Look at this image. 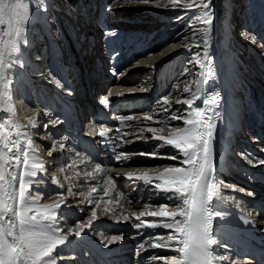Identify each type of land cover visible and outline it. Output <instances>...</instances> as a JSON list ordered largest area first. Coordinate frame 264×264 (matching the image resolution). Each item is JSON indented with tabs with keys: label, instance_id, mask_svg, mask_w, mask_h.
<instances>
[{
	"label": "snow or ice",
	"instance_id": "obj_1",
	"mask_svg": "<svg viewBox=\"0 0 264 264\" xmlns=\"http://www.w3.org/2000/svg\"><path fill=\"white\" fill-rule=\"evenodd\" d=\"M136 2L149 4L156 3L157 0H136ZM179 3L180 0H170L173 8H176ZM194 4L195 0H190L188 8H192ZM210 5L211 0L202 5H195L197 8L203 7L204 11L197 13L192 21L193 23L199 21L206 26L194 28L192 36L193 45L199 49L202 43L203 51L193 52L192 48L188 49L192 53L190 62L198 65L202 71L207 69L209 74L212 73V69L208 67L212 59L209 52L211 47L209 32L214 21ZM157 6H159L158 3ZM29 16L30 0H0V26H4L0 30V111L12 115H15V109L10 102L12 96L9 86L12 80L9 69L18 62L14 57L20 51ZM196 33L203 34L202 41L196 39ZM200 84L201 81H197V91L193 94L192 100L177 99L176 101L178 104L183 103L188 111L170 115L169 119L180 120L182 125L174 126L168 136L154 135L152 137L163 145L175 149L177 154L167 158L170 160L182 158V166H163L162 172L159 171L161 166H157L155 169L144 168L125 173V179L132 182L133 187L136 186V182H143L146 186H152L150 191L164 193L166 198L172 201L171 204L156 205L145 202L144 211L131 213L136 221L133 227L137 230V234H140L139 230L143 228L168 230L166 233H155L149 238L151 248L175 253L169 256L152 257V259L163 261L164 264H220L221 261L229 259L228 254H222L218 249H213V246L218 243V239L213 234V222L217 217L221 220L225 217L220 211H212L211 207L214 199L216 201L225 199L221 195L222 182L215 174L212 143L215 138V120L217 119L212 113L218 107L220 97L218 93L212 94L210 98L203 100V107H194L193 101L201 95ZM184 91L189 92L190 89L186 87ZM102 103L108 104L107 97ZM162 103L165 106L163 112H169L167 107L170 103L169 96L163 97ZM148 111L151 112L152 109ZM126 118L131 120L134 117ZM119 119L123 121L125 117L121 116ZM143 119L153 121L154 118L145 114ZM3 127L4 124L0 123V132L3 131ZM16 127L21 126L17 124ZM164 130L162 127L147 128V131L153 134L162 133ZM143 131L142 128L141 132ZM27 135V133L18 132L14 139L0 135V264H56L57 257L53 256V253L66 239L60 235L63 229L57 219L56 209H59L64 202L65 195H73V193L71 189L66 194L55 193L60 197L59 201L54 204L41 203L44 193L40 191L39 185L42 180H37L36 177L38 172L44 173L46 169L43 163L38 162L33 141L27 138ZM100 135L102 137L105 135L104 127H101ZM22 136L26 137L23 141L25 145L23 149L20 147ZM29 150L32 151L31 157ZM54 150V148L49 150V155ZM139 155L156 158L159 153L140 152ZM120 160L121 154H115L114 161ZM124 162L127 163V154H124ZM260 163H264V160ZM153 171L156 172L155 175L152 174ZM6 177L7 183H5ZM108 180L115 188V181L110 176ZM52 183L57 181L53 180ZM91 190L95 192L96 188L93 187ZM105 194H108L107 190ZM248 194L252 195V193ZM52 195L49 194V199ZM76 195H82V193ZM227 199L232 200L235 197L229 196ZM111 202L112 200L109 199L106 203ZM96 206L99 207V201L96 202ZM153 208L155 210H152ZM104 211L108 213L110 209L106 207ZM145 216L152 219L145 220L143 219ZM91 217L96 218V211L91 212ZM114 218L119 217L114 215ZM123 219L128 220L129 217L123 216ZM88 224L91 225V219ZM83 227V224L78 223L70 231L78 236ZM216 227H219L218 223ZM120 239H122L120 235L111 237L113 241ZM146 242H142L139 248L143 249ZM58 255L62 259L63 251L61 250Z\"/></svg>",
	"mask_w": 264,
	"mask_h": 264
},
{
	"label": "bare ground",
	"instance_id": "obj_2",
	"mask_svg": "<svg viewBox=\"0 0 264 264\" xmlns=\"http://www.w3.org/2000/svg\"><path fill=\"white\" fill-rule=\"evenodd\" d=\"M30 2L33 4L32 7L34 6L36 8V9L31 10L32 21L30 20L31 23L32 22L34 23L33 26L36 27V26H38L37 23H39V22L44 23V21H45L44 17H42L40 14H41V11L45 8V4L48 2V0H30ZM91 2H92V0H91ZM218 3H219V0L216 1V5L218 8H220L222 10L223 5L219 6ZM116 4H118V3H116ZM36 6H38V7H36ZM178 7H183V5H178L176 8H178ZM58 8H61V7H58ZM102 9H103L102 15L104 17H106L105 16L106 15L105 14V5L103 6ZM111 9H114V8H111ZM172 9L175 10V8H173L171 5H167V6H163V8L160 9L159 11H155V13H160V12H164V11L169 12V11H172ZM184 10H186V8ZM121 12L122 11H116V13H118L117 15H119V13H121ZM63 14H65L67 16L70 15L67 11H63ZM219 15H221V14H219ZM249 15H248V17H249ZM180 21L181 20L175 22V24L176 23L178 24ZM108 22H111V20L108 19ZM115 23H117L116 25L119 27V29L117 30V34H118L119 30H122L123 27L125 26V22L122 21V23H124V25L121 24V21H117V20L115 21ZM46 24L50 25V23L46 22L44 24V27L46 28L45 29L46 32L50 31L49 34H50V37L52 38L50 26L47 27ZM240 26H241V31L240 32L238 31L239 32L238 34L236 31V34H235V31H234L235 29H233L225 19H222L221 16H219L217 18V23L215 24V27L212 29L211 35H210L211 36V38H210L211 47L209 49V52H210V56L212 59H211L210 64H208V67H210L212 69V73L208 74L207 69L202 71L199 68V66L197 65L198 66V73H197L198 77H197V80H195L193 82L194 84H192V88H190V91L185 92L184 91L185 88L180 87V86L173 88L172 93L169 95L170 103L167 105V107L170 111L169 112H163V108L165 106L162 103V106H160L159 116H153L154 119H153V121H151V123H155V121H159V123H155V124L161 125L165 121V119H168L167 117H170V115L176 113L177 111H181V108L185 107V105L183 103H179V104L175 103L172 101V99H176V101H177V99H180L181 101H183L184 99L192 100L193 94L197 91V81H201V84H200L201 95L199 97V100L201 102H199L197 106L203 107L204 106L203 100L205 98H210L212 94L218 93L219 97L221 96V93H220L221 86L219 85L220 79H218V77L220 74L219 70L221 67V59H223L224 56H225L224 59H227V62L230 59V52L228 51L229 46H230L228 44V42H229L228 37L233 36L232 42H234L236 45H239L240 48L244 47L247 49V47L249 46L248 49L250 50V52L253 51L252 53H253L254 57L260 58V61H261L262 54H260V53L264 52V50H263V45L258 44L256 42L257 35H259V33H257L255 28H254V27H256V25L255 24L251 25L250 22H247V20H246L245 22L244 21L241 22ZM2 27L3 26H0V28H2ZM111 28L112 27H109L107 29H111ZM249 28H251L250 31H249ZM176 29H178L177 31H179L178 27ZM172 30L168 34L169 38H168V36L166 38L168 40L171 38L174 39L173 42L180 40L182 37L180 35V33L175 35V33L177 31L173 34ZM31 31H32V28H31L30 24L28 26H25V32H24L25 35H27V36L30 35ZM108 33H110V32H108ZM46 34H48V33H46ZM117 37L118 36H115V40ZM5 39H7V37H5ZM213 39H214V41H213ZM24 41H26V43ZM24 41H22L21 43H23V42L25 43V45H26V46H24L25 49H31L32 50V48H33V49H38V51H39L40 47L38 48L36 46L37 48L36 47L28 48L29 42H27V39ZM52 42L54 44V46H52L54 48V54H56V56H58V54L62 51L59 48H60V46L63 45V43L65 41H62L60 46H59V44L55 43V41H52ZM38 43L43 44L44 42L40 41ZM38 43L36 45H38ZM108 43H109V41H108ZM110 43L112 44L113 41H110ZM255 44H256V46H255ZM251 46H255V47H252V50H251L250 49ZM62 47H63L62 49H64L65 45ZM24 48L21 49V46H20V51L22 53L26 52V50ZM225 49H226V51L224 52ZM40 50H41V48H40ZM148 52H149V50H148ZM177 52H178V50H172L171 53L169 54V56H171V55L174 56L175 54H178ZM152 53H153V51L150 52L148 54V56H144L143 59H141L139 61V63L150 64L149 62H147V60L154 57V56H151ZM155 53H156V51H155ZM180 54H182V53H180ZM17 55H18V53L15 55L14 58L18 62L15 63L12 68L9 69V74H10V77L12 80V83L9 86L10 90H11V96H12V99L10 102L15 109V115H12V114L4 112V111H0V123L4 124L3 131L0 132V135H4L9 139H14L18 132L19 133H27L24 130L25 125H29V123L30 124L36 123V125L34 126V130L39 127V130L36 129L37 133H39V134H35L34 137L41 139V141L48 146L44 152H47V150L49 152V150H51L53 148L55 149L54 151L51 152V155L47 154V156H46V158L49 159V161H46V163L49 166V169L45 173H39V175L42 176V178H44L42 180V183L39 186L44 187L45 189L48 188L51 191L56 192V193L62 192L65 194L68 192L69 189H71L72 193H73V195H65L64 196V202L61 203V206L59 209H56V211H58V212L65 213V216H66V218H64V222L60 223V226L63 229V231L60 233V235L66 237V239L64 240L63 244H60L57 246L56 251L53 253V256L57 257L56 264H66V261L68 259L65 257V253H63L62 259L59 257L58 253H60L61 250H65L66 254L71 256V259L74 260L73 264H78L79 260L76 256V254L82 255L84 252L82 248H84V249L86 248L87 250H89L91 252L90 254L93 255V259L95 261H97V264H112L114 262H117V263L120 262L119 264H126V262H128V259H127L128 257L127 258L123 257V255L125 254L124 252H126V251L128 253H130V250H129V248L124 249L122 245L128 239L127 232L124 234L122 233V235H120V236H122V239L113 241V240H111V237H112L111 232L109 233L107 230V232L104 233V229H103L104 226H106L108 228L110 225H112V224H109L108 221L103 218V215H110L111 217H114V215H115V217H119L116 214L113 215L114 212L116 213V211H114L115 204L114 203L113 204L106 203L107 201H105L104 199L100 200L99 199L100 196H93L91 189L93 187H95L96 188L95 192L101 193V194L103 192L105 193V191L107 190L108 194H107L105 199L109 200L110 197L114 198L116 200L117 204L119 205V207L122 209H126L127 211L129 209L143 208V205L145 202H148L152 205H156L159 203L171 204L172 201L168 200L164 193H160L158 191H150V189L152 187L151 185L146 186L143 184V182H136V186L133 187L132 182H129L125 179L124 173L123 174H121V172L112 173L106 169L107 167L105 168V166L107 164L112 165V167H121V165L129 166L134 162L136 163V165H133L135 168V166L139 167L140 166L139 164L149 163L147 161H157V158H151L149 156H141L137 153L131 154V153H127V152L126 153L116 152L114 150V146H112V142L110 141V138H112L113 140H116V142H119V143L122 142V140L120 138L121 133H119L118 128H115L116 131L115 130L113 131V129H114V126H113V127H109V129H110L109 130V137L104 138V148L106 150L107 156L109 157L108 162L105 163V161L102 159V157H100V155L92 147L91 144L84 143V145L87 147V150L90 152V155H87V156L83 155V157H82L83 159L81 161L83 163V165H82L83 168H82L81 172H80V168H78V169H76L77 171L72 170L70 172L65 173V170L67 168H69V166L72 165V163L69 162L66 165L65 164L61 165L59 162V159L61 160L60 151H62L64 149V145H59L57 147H54V145H53L50 148V146L52 145L53 142H58V141H56V140L54 141L53 138L51 137V135L47 134L49 130H46V128H44V124L37 122L39 120V117L41 118V116H43V115L35 113V114H32V116L29 118V116L31 115V112H29L30 109H28L27 106H24L23 108L20 107L19 110L17 108V106H18L17 101L14 100L15 99V88L17 87L16 85H19V83L21 81H25V82H27L29 84H33V85L38 84L37 83L38 80L34 77V75H30L26 72V68L23 67V65H22L23 63H20V61H19L20 58H19V56L17 57ZM52 56H53V54H52ZM177 59L178 58H176L175 60H177ZM168 61H169V59L167 56L164 60H161L159 62H154V64L156 65V68H158V70H157L158 74L162 71V68L167 64ZM258 61H259V59H258ZM222 65L225 66V64H222ZM262 66L264 67V65H262ZM256 68L257 67H255L253 65L250 66V69L252 71L251 73L255 74L257 72ZM57 69H58V66L51 63L50 64V70L48 71L49 75L47 73H45V74L42 73V78L43 77L47 78L48 82H45L44 84H41V85L38 84L39 92L43 93L39 97L43 98V101L45 104L46 103L45 95L49 94V91H46V88L50 89L49 86H51L52 92H51L50 96H48V97H50V99L51 98L54 99V101H55L54 105L56 107V110L60 109V111L58 112V115H60V118L63 121H65L63 123L64 124L66 123L65 125H68V127L71 128L73 131V127L71 125L72 122L69 119V114H70L69 109L73 108V107L76 108V105L74 104L75 98L73 99L72 94L64 88V83L62 82V79L56 80ZM135 70H136V68H134V71ZM191 70L192 69L188 70V72H190L189 73L190 75L192 74ZM63 71H65L64 68H63ZM142 72H144V71H142ZM142 72L136 71L135 73H140L139 75H141ZM147 72H149V69L147 70ZM152 72H154V71H152ZM226 72H227V74H229L230 70L226 68ZM135 73H133V74L136 75ZM208 75H210V76H208ZM221 75H222V73H221ZM225 75H223V76H225ZM226 77H227L226 81L223 79L224 82H226V83H224V86L226 89L229 90L231 88V86H229L230 85V81H229L230 77L228 75ZM247 78H250V76ZM58 79H59V77H58ZM251 79L255 80L253 77ZM134 80H135L134 77L125 78V79H121V80H115V83H114L115 84L114 85L115 86V89H114L115 92L114 93L116 94L119 90L122 91V89H125V91L126 90L128 91L130 88L127 86H130L129 84H131ZM139 80L144 81V80H142L141 76H140ZM57 81H58V83H57ZM204 81H207V83H203ZM161 84L164 85L163 89L166 88L164 81ZM185 84H187V82H185ZM43 85H45L46 88ZM185 86H187V85H184V87ZM256 88H257V86H255V88H253V94H255ZM163 89L161 87V92L164 91ZM242 94H245V93H242ZM261 95H263V94L261 93ZM154 96H157V94H155V95H154V93L151 94V97L154 98ZM258 96H259V94H258ZM228 97H229V92L226 95V102L224 103L223 108H221V107L219 108V105H220V103H219L218 107H216L214 112L212 113L213 115H215L217 117V119L215 120L216 127L218 126L217 120L220 119V121H221V119H223L222 123L219 121L220 129H222V131H220L221 137L217 138L216 132H215V138L212 142L213 143V151H214V164L216 167V173L215 174H216L217 178H219L218 177L219 175H217V173L220 175L223 174V172L222 173L219 172L220 169L218 170L217 167L222 165V163H223V157H222L223 154L222 153H223V151L227 145V140H226L227 136H224L223 133H226V135H228L231 132L232 127L237 124L233 120H237V117H238L236 113L232 112L231 105H230V103L227 102ZM253 97H255V96H253ZM141 100H142V96L140 94H129L126 97L121 96V97L117 98L111 107H113V108L123 107V108L127 109V111L125 110L124 115L132 114V113L137 112V109H145V107H147V103H143ZM252 105L255 107V109L259 106L255 103H253ZM39 106H42V105L40 104ZM140 106H142V107H140ZM261 106L263 107V104H260V107ZM45 107H46V109H51V107H47L46 105H45ZM39 110L41 111V113H44V111H45V110H41V108ZM186 111H188V108L186 109ZM49 112L50 111H48V113ZM249 115L251 116L250 117L251 118L250 123H255L254 122L255 119L251 115V113H249ZM103 116L105 118H107V120L109 121L108 124L110 126H112L113 123L116 122V120L112 121V119H110L106 115V113H103ZM48 117L50 118L49 120H50V123H52V126L53 125L58 126L56 123H53V120L51 119L50 115ZM143 117L140 120L135 119L134 122L136 121L139 124L140 130L142 128L144 129V131L142 133H148L146 131L147 127L142 125V124H148V122L145 121L143 119ZM262 117L260 120L263 121L264 118H262ZM49 120H48V122H49ZM59 121H60V119H59ZM176 122H178V123L180 122L181 124H178V125H182V121L177 120ZM17 124L20 125L21 127L17 128L16 127ZM46 124H49V123H46ZM129 124L130 123H127L125 125H129ZM95 128H96L95 125H91L88 130L90 132L91 130H94ZM40 132H43L44 134H40ZM27 134H28L27 138H30V134L29 133H27ZM169 134H170V132H169ZM84 135L86 136L87 139H89V136L87 134H84ZM24 139H26V137L22 136L21 137L22 143L20 145L21 149H23L25 147V145L23 143ZM154 141H156V140H154ZM136 144H138V143H136ZM216 144H220L219 148L217 147V151H216ZM147 147H149V146H147ZM152 147L153 146H151V148ZM61 148H62V150H60ZM219 149H220V151H219L220 154H218ZM172 152H174V151H172ZM115 154H121V160L120 161H114V155ZM124 154H127V163L124 162ZM29 155H30V157L32 156L30 150H29ZM239 155H242L243 158L245 157L246 161H247V159H248L247 154H242V152L240 154V152H239ZM36 156L38 158V162L39 161L42 162V160H41L42 154L38 153V155H36ZM56 158L58 160V164L56 163V161H57ZM163 158H165V157H163ZM243 158H240V160H239V162L241 161L240 163H238V164L236 163L232 167V173L231 172L229 173V171L224 172V173H227V175L230 176L234 180H237V178H236L237 176L244 175L243 173H241V168L243 169V167H245L244 162H243L244 161ZM181 159L182 158H180L179 160H176V161L181 162ZM236 159H237V157H236ZM254 165L256 166V168L261 169V168H263L264 163H255ZM97 166H99V170H97ZM62 172H64L65 174H63ZM244 172H246V171L244 170ZM88 173H91V175H88ZM101 173H103V175L106 176L107 179H104L102 177ZM232 174H234V175L232 176ZM153 175H155V174H153ZM109 176L112 178L113 181H115V188H113L112 184L109 182V180H108ZM7 179L8 178L6 177L5 183H7ZM53 180L57 181V183H52ZM234 180L230 181V182H234ZM262 182H264V177L262 178ZM231 184H233V183H231ZM242 185L243 184L240 183L239 186H242ZM129 188H134V191L131 192V190ZM140 188L142 189L141 192L138 190ZM77 193H82V195H76ZM139 193L141 194V197H140V199L137 200L136 196L139 195ZM246 193H247V191H245L244 189H243V191L236 190L234 192L233 189H230V188L229 189L221 188V195L225 199L223 201H219V200L216 201L215 199L213 200V204L211 206L212 211H214V212L220 211L225 216L223 220H221L219 217H217L216 220L213 222V234L217 239L218 238L223 239V241L225 242L224 245H226V246H224V247H226V250L224 251V253L228 254V256H229L228 260L221 261L220 264H264V200H263V204L259 205L258 207H256V206L254 207L255 209L257 208L258 210H260V212H257L255 209H254L255 211H253L252 210L253 205L248 204V206L247 205L245 206V203L239 199V196H244L245 198H248V196L244 195ZM262 194L263 193H261L260 198L264 199V195H262ZM229 196L235 197V199H232V200L227 199V197H229ZM41 199L46 200V201H41L42 204L43 203L54 204L60 200V197L59 196H53L52 199L49 200V198H47V196L43 195V197ZM251 199H255V198H251ZM97 201H99V207L96 206ZM129 201H131V203H129ZM88 206L89 207L95 206L97 208V210L100 211L101 213H99L97 220H95L94 222L91 221V225L88 224V221L84 222V223H79V224H83L84 227H83V230L80 231V235L77 236L75 234V232L70 231V229H73L76 226L75 223H73L72 225H71V223L73 221V218L75 216L77 217L78 214H82V211H84V209H86V207H88ZM106 207L108 209H110V211L108 213H106L104 211V209ZM153 209L155 210V208H153ZM72 215H74L73 218H71ZM254 218H255V220H254ZM114 219H115L114 220V225H115L114 230L115 231H116V229L118 230L117 232L121 231L122 229L127 230V231L133 230L137 234V230L133 227L131 221H129V220L127 221L125 219H119V218L118 219L114 218ZM150 219H152V218L150 217ZM178 219H179V217H178ZM60 221H63V220L61 219ZM116 222H119V224H117ZM217 223H218L219 227H216ZM95 229H100L99 230L100 231L99 233L101 236L100 241H103L104 247H101V245L97 244L98 240L94 239L93 234L91 232ZM162 230H165V229H163V228H157V229L143 228V229L139 230V233H140L139 235L141 237L140 241H142V242L147 241V242L145 243V247L143 249L139 248L138 250H136V253L134 255L135 263H137V264H164L163 261H161L159 259H152V257L169 256V255L175 254V253H172V252L164 250V249H153L150 247L151 241L149 238L151 236H153V234L158 233L159 231H162ZM156 231H158V232H156ZM259 234H260V236H257ZM244 236L245 237L250 236L253 238V240L249 242L248 240H246L244 238ZM131 238H133V237H131ZM131 238L129 237V239H131ZM216 247L217 246L214 245L213 249L215 250ZM113 250H115V251H113ZM116 251H122V252L118 253ZM118 254H120V255L116 256ZM76 259H77V261H75ZM81 259L83 260V262H85V264H87V262H86L87 260L85 257H81ZM88 259H89V257H88ZM110 260L112 261V263L110 262ZM123 260H125L124 263H123Z\"/></svg>",
	"mask_w": 264,
	"mask_h": 264
},
{
	"label": "rangeland",
	"instance_id": "obj_3",
	"mask_svg": "<svg viewBox=\"0 0 264 264\" xmlns=\"http://www.w3.org/2000/svg\"><path fill=\"white\" fill-rule=\"evenodd\" d=\"M99 1H100V3H102V8H103V6L105 4H107V7L105 5V14L108 11V15H110V18L109 17L107 18V16L105 15L107 20L110 19L112 21V19H113V20H117L118 21V19H119V21H121V24H123V25H124V23H122V21H124V22L135 21V22H137V20H142V21H148V22L151 23V24L148 25L149 28L146 27V29L148 30L150 28H153V31L151 32L150 36L154 35L155 37L153 38L154 42L146 44V48L149 50V52L153 51L151 56H154L153 57L154 59L150 58V59L147 60V62H149V63H151V62H159V61L164 59V58H161V57H163L164 53L167 56H169V54L171 53L172 50H178V52H177L178 54H176L178 59L175 60L174 63L172 64L171 68H169V70L167 71V77L164 79L166 81V82L164 81L166 88L163 89L164 85L161 84V87L164 90L162 93L160 91H157V87L158 86H155V79H154V75H153L154 72H152L150 74H147L148 72L147 73L142 72V74L139 75V78L141 76L142 80H144V81H142L141 83L137 84V86H144V87H148V88L156 87L155 89H153L154 90L153 92L156 91V93H158V95L154 96V98L151 97V99H153L151 101V104L149 102H143V103H147V107H145V109H137V112L129 114V115L133 116L137 120H140L145 115V113L147 115H151L152 117L153 116H159V114H160L159 113L160 112V106H162V98L163 97L169 96L172 93L173 88H175L177 86H180V87H183V88L187 87V88L190 89V88H192V84H194L193 82L195 80H197V77H198L197 76L198 66L195 65V63L190 62V57H191L192 53H190L188 51V49L192 48L193 52L203 51L202 43H201L199 49L196 48L193 45L192 36H193V29L194 28L198 29V28H202V27H206V26L201 24L199 21H196L195 23H193L192 21H193V17L197 13L204 11L203 7L197 8L195 5H197V4L198 5H202L203 3L208 2V0H195V4L193 5L192 8H188V3L190 2V0H180L179 5H183V7L175 8L176 12H174L173 9H172L171 12H174V13H170V14H168L166 16H165V13H166L165 11L164 12H160V13H155V11H159L160 9L163 8V6L171 5L170 4V0H157L156 3H149V4L138 3V2H136V0H104L105 4L103 3V0H99ZM216 1L217 0H211V5H210V7H211V9L213 11V15H214L213 25H212V27L210 29V32H209V37L210 38H211V36H210L211 35V31L215 27V24L217 23V18L219 16H221L222 19H225L228 22V24L233 29H235L234 30L235 34H236V31H237V34L241 31L240 23L243 22V21L245 22V20L247 19V22H250L251 25L252 24L256 25V27H254V28H255L256 32L259 33V35H257L256 42L258 44H261L259 42L260 39H261L260 37H264V0H219V3H218L219 6L223 5L222 10L217 7ZM116 3H118V4H116ZM157 3L159 4V6H157ZM32 5L33 4L30 2V16H29L28 23L25 25V26H28L30 24L31 28H32V31H31V34L28 35V36L24 34L22 41L27 39V42H29L28 48L37 46L38 48L40 47L41 50H40V48H39V51H38V49H33V48H32V50L31 49H25L24 46H26V45L23 42V43L20 44V46H21V49L24 48L26 50V52H23V53L21 51L18 52L17 57L19 56V58H20L19 61H20V63H23L22 65H23V67L26 68V72L28 74H30V75H34V77L38 80L37 83L41 85V84H44L45 82H48L47 78H45V77L42 78V73L43 74H45V73L48 74V70H45L46 67L44 66L43 54H45V52L48 51V49L52 47V44H53L52 41H55V43L59 44V46H60L61 43H62V40L59 39V38H56L54 36V35L57 34V32H53V28L54 27L51 25L52 20L49 19V18H47L44 21V23L40 22L38 24V26H36V27L33 26L34 23L33 22L31 23V21H32L31 10L32 9H36V8L34 6L32 7ZM36 7H38V6H36ZM111 8H114V9H111ZM185 8H186V10H184ZM116 11H122L123 13L121 12V13H119V15H117L118 13H116ZM219 14H221V15H219ZM247 14L248 15L250 14L248 18H247ZM177 18H179V19H177ZM123 19H125V20H123ZM179 20H181V21L178 24L177 23L175 24V22H177ZM46 21H47V23H50L51 36H52L53 39L50 37V34H49L50 31L46 32V30H45L46 28L44 27V24L46 23ZM134 26L135 27H140L139 25H136V24H134ZM134 26L132 27V29H135ZM3 27L0 28V30H2ZM177 27L179 28V31H177L178 30V29H176ZM57 29H58V27H57ZM54 30L56 31V29H54ZM171 30H172L173 34L177 31L175 33V35L180 33V35L182 36L181 39L178 40V41H175V42H173L174 39H172V38L168 40L166 37L168 36V38H169L168 34L171 32ZM250 30H251V28H249V31ZM46 33H48V34H46ZM43 34L47 35L48 38H45ZM161 35H163V36H161ZM195 35H196V39L197 40L202 41V39H203V34L202 33H196ZM184 37H188V39H184ZM232 37L233 36L228 37V39H229L228 44L230 45L228 51L230 52V59H231V60L229 59L228 63H230L232 68L233 67L234 68L233 69L232 68L229 69L230 72H229V74H227L226 68H228V67L226 65L224 66V65L221 64V67H220V70H219L220 74H219V77H218V79H220L223 83H226V82H224V80L226 81V78H227L226 76L228 75L230 77V80H229L230 81V85L229 86H231V89L230 90L224 89V92L222 94V99H221L222 104H221L220 107L223 108V105L226 102V95L229 92V97L227 98V102L230 103L232 112H233V110H237V112L239 113V115L241 116L243 121L245 122V120L248 121V119H247L248 118L247 117L248 116V112H247L246 109H247V106H248L249 103L247 102L246 96H244V95L245 94L246 95L247 94L250 95L251 91H249L250 89L248 87L251 86L250 83L253 84V79H251V78L252 77L254 78V76H256L258 74V72H256L255 74L251 73L252 71L250 69V66L253 65V66L257 67L258 65H254L255 63H259V66H262L261 65L262 63H261L260 60L258 61V59L254 57V55L252 53L253 51L250 52V50L248 49L249 46L247 47V49L244 48V47L240 48L239 45H236L234 42H232L233 41ZM258 38H260V39L257 40ZM40 41L41 42L43 41L44 43L43 44H39L38 42H40ZM213 41H214V39H213ZM37 43H38V45H36ZM261 45H263V44H261ZM255 46H256V44H255ZM255 46H251L250 49L252 50V47H255ZM60 48L62 49L63 47L60 46ZM263 50H264V45H263ZM155 51H156V53H155ZM225 51H226V49L224 50V52ZM180 53H182V54L180 55ZM52 54H53V56H52V58H53L55 56V54L51 53V55ZM260 54H262V52ZM262 56H264V54H262ZM160 58H161V60H159ZM46 64H47V62H45V65ZM29 67L31 69H30V71H27V69H29ZM189 69H192L191 70V73H192L191 75L189 74L190 72H188ZM221 73H222V75H221ZM223 75H225V76H223ZM249 76H250V78H247ZM56 80H60V79H58V77L56 76ZM184 81L187 82V84H185ZM57 83H58V81H57ZM38 84L33 85V84H29V83H27L25 81H21L19 83V85H16L17 87L15 88V99L14 100L17 101V105L19 106V107L17 106L18 110H19L20 107L23 108L24 106H27L28 109H30L29 112H31V115L29 116V118L32 116V114H35V113L43 115V116H41V118L39 117V120L37 122L41 123V124H44V126H45L46 123H49L48 122V120L50 119L48 117L49 116L48 115V111L49 110L46 109V107H45L46 110L44 111V113H41V111L39 110L40 108H41V110L43 109L42 106H39L41 104L39 96L42 95L43 93L39 92ZM184 85H187V86L184 87ZM43 86H45V85H43ZM49 87H51V86H49ZM253 88H255V87H252V94H253ZM243 89L244 90L246 89L245 91H243L245 93L244 95H240L239 93H236V92H239V91H241ZM51 92H52V89H51ZM122 92L129 93L130 89L128 91L127 90L125 91V89H122ZM258 94H259L260 97H262V102L264 103V96L261 95L260 89H258V87H257L255 89V94H253V96H255V98H256V95H258ZM47 96H49V94ZM249 98H251V97H249ZM253 98L254 97H252V99ZM243 99H244L245 103H244ZM51 100H52V102L54 104L55 103L54 99L51 98ZM172 101L176 103V99H172ZM39 102H40V104H39ZM42 102L44 103L43 98H42ZM199 102H201L199 100V98L195 99L193 101V106L194 107L197 106ZM140 107H142V106H140ZM53 108L56 109L55 105H54ZM53 108H51V114L54 111ZM150 108L152 109L151 112L148 111V109H150ZM186 109H187L186 106L182 107L181 111H177L176 113H174L172 115H175V114H178V113H186L187 112ZM167 118L168 119H165V121L162 123L163 125L162 124L161 125H157L155 123H151V121H147L148 124H142L143 126H146L147 128L151 126V127H162V128L165 129L162 133L158 132V133H155V134H153L151 132H148L147 128H146V131L148 133H142L141 130H140L139 124L136 121L134 122V119L130 121L126 117H125V119L123 121L117 122V124L116 123L113 124V126H114L113 131L114 130L116 131L115 128H118L119 133H121V135H120L121 137L120 138L122 140V142L119 143V142H116V140H113L112 138H110V141L113 142L114 150L116 152L123 151V153L127 152V153H131V154H136V153L139 154L140 152H144V153L157 152L160 155H158V157H156L157 161H147L149 163L139 164L140 166L139 167L135 166V168L133 166V165H136L135 162L132 163L129 166H123V167H119L118 168V167H112L111 165H109V166H107V168L105 166V168L109 172H112V173L121 172V174H123V173L125 174L128 171H134V170H137V169H144V168H153V169H155L159 165L161 166V167H159V171H161V172L164 170L163 166H176V167L182 166L181 162L176 161V160L172 161V160L166 158V157H169L171 155H176L177 153H176L175 149L171 148L170 146L163 145V143L160 142V141H154V139L152 138L154 135L168 136L169 132L171 131V128H173L174 126H176L178 124H181L180 122L178 123L176 121L169 120V117H167ZM238 119H239V116L237 117V120ZM219 121H220V119L217 120L218 126L216 127V137L217 138L221 137L220 133H219V128H220L219 127ZM63 122H65V121H63ZM127 123H130V124L129 125H125ZM35 125H36V123L35 124H32V123L30 124L29 123V125H25V127H24L25 129L24 130H25V132L30 134V139L33 141V148L35 149L36 155H38V153L42 154V159H41L42 162L41 161H39V162L43 163V165H44V167H45V169L47 171L49 169V166L46 163V161H49V159H47L46 156H47V154H49V152H48V150H47V152H44V151L46 150V148L48 146L46 144H44L41 141V139H38V138L34 137L35 134H39L36 131V129L39 130V127L34 130V126ZM71 125H72V123H71ZM234 126H236V125H234ZM67 127H68V125H67ZM246 130L247 129L245 128V132H246L245 134L248 133V131H246ZM243 131H244V129L241 132H243ZM241 132L237 131V133L233 134L234 137H233V141H232V146H234V143H235V146L238 143V137L241 134ZM40 134H44V133L40 132ZM223 135L227 136L226 133H223ZM244 136H245V138H247V140L250 143V145L253 144V142H252L253 135L249 134V135H244ZM137 137H141V138H137ZM226 140H227V145H226V147H225V149H224V151L222 153L223 154V156H222L223 157V163H222L223 166L220 165V166L217 167L218 170L219 169L221 170V171L219 170V172L220 173L223 172L224 175H227V173H224V172L232 170L233 162L230 161V155L233 156V154L235 153L234 150H232L235 147H232V148L229 147L231 138L229 139V138L226 137ZM253 141L256 142L257 140L254 139ZM136 143H138V144H136ZM240 143L241 144L244 143V140H242V141L240 140ZM158 145H159V147H157ZM217 145L219 147L220 144H217ZM52 146H53V143L50 146V148ZM147 146H149V147H147ZM151 146H153V147L151 148ZM254 146L255 147L259 146L260 149H261V152H264L263 144H260V143L257 142L256 144H254ZM227 148L230 150L229 152L227 151ZM126 149L129 150V151H126ZM60 150H62V148ZM172 151H174V152H172ZM225 153L227 155H225ZM31 154H32V151H31ZM102 154H103V152H102ZM240 154H241V151H240ZM242 154H246V153H242ZM103 155L105 156V154H103ZM247 155H250V156H248L247 160H251V154L248 153ZM239 156L241 158H243L242 155H239L237 153L236 157H239ZM163 157H165V158H163ZM236 157L234 158V161H236ZM261 158H263L262 155H260V157H259V155H257V156L254 157L253 161L255 163H258L259 161H261ZM179 159H177V160H179ZM56 160H57V158H56ZM243 160H244L243 162H244V165H245V162H247L246 158L244 157ZM31 162L32 161H30V163ZM56 163L58 164V160L56 161ZM255 163H253V168L254 169H251V167H246V166L243 167V169L242 168L241 169L245 170L246 172H249L250 173V177L257 176V175L261 176V174L264 175V166H263V168L258 170V168H256V166L254 165ZM227 166H228V168H227ZM261 172H263V173H261ZM231 173H232V171H231ZM101 174H102V177L104 179H107V177L104 176L103 173H101ZM152 174H156V172L153 171ZM223 174H221V175H223ZM233 175L234 174H232V176ZM228 177H230V176H228ZM36 178L38 180H43L44 179V178H42V176L39 175V172H38ZM237 178H238V176H237ZM258 180H261V182H262V178L257 179V180H252V179H245L244 180L242 178V180H241V183L243 184L242 185V189L247 191V193L244 194V195L248 196V198H245L244 196H239V199L245 203V206L246 205L248 206V204L249 205L250 204L253 205V208H252L253 211L256 210L257 212H260V210H258L257 208L255 209L254 207L255 206L258 207L259 205L263 204V200L264 199L260 198V196H261V193H264V188H263L264 187V183H263L262 187H260L261 184L258 182ZM39 189H40L41 192L44 193V196H47V198H49V194L50 193L53 194L52 197L53 196H57V195H55L56 192H53V191H51L48 188L45 189L44 187H40L39 186ZM129 189L131 190V192L134 191V188H129ZM138 190L141 192L142 189L140 188ZM91 192H93V191H91ZM248 193H252V195H249ZM99 195H101V193H96V192L93 193V196H99ZM52 197H51V199H52ZM140 197H141V194L139 193V195L136 196V199L138 200V199H140ZM241 197L244 198V200L241 199ZM100 198H101V196H100ZM251 198H255V199H251ZM41 201H46V200L45 199H41ZM139 209H129L127 211L126 209L120 208L116 204L115 208H114V211H116V213L114 212L113 214H116L117 216H119V219H123V216H128L129 217V219H128L129 221H131L132 223H136L135 218L133 216H131V213L135 212V211H136V213H139V212L145 210L143 208H139ZM93 210L96 211V218L95 219H92V217H91V212ZM152 210H154V209H152ZM57 213H58L57 219L59 220V222L60 223L64 222V218H66L65 213L58 212V211H57ZM99 213H101V212L98 211L95 206H90V207L88 206V207H86V209H84V211H82V214H78L77 217L76 216L74 217V215L71 216V218L74 217L71 225L73 223H75V224L84 223V222L89 221L90 219H91L92 222H94L95 220L98 219L97 217L99 216ZM103 218L106 219L109 224H112V225H110L108 227V229H110V231L114 232V234L111 233V236H113L115 234L116 235H122V233L124 234V233L127 232L128 239L126 240V242L122 246H123L124 249L129 248L130 253H128L127 251L124 252L125 254L123 255V257H126V258L128 257L127 258L128 262H126V263L137 264V263H135V257H134V255L136 253V250H137V246H136V243H135V240H134L136 234L133 233L132 231L128 232L127 230H121V231L117 232L118 231L117 229H116V231L114 230V226H115L114 225V220H115L114 217H111L110 215H103ZM61 219L63 221H60ZM116 223L119 224V222H116ZM103 229L105 231L107 229V227L104 226ZM99 230L100 229H95L91 233L93 234L94 239L98 240L97 244L101 245V247H104L103 246L104 245L103 241H100V237L101 236H100V233H99L100 231ZM164 231L165 230H162V231H159V232L156 231V232L161 233V232H164ZM106 232H104V233H106ZM137 236H138L139 242L141 244L142 243V241H140L141 237H140L139 234H137ZM129 237L130 238L133 237V238L129 239ZM216 246H217L216 247V249H217L219 246H218V244ZM82 249L85 252V253L83 252L82 255L86 254L85 256H87L86 257L87 264H97V262L92 261V257L93 256H91V254H90L91 252L89 250H87L86 248L85 249L82 248ZM113 251H115V250H113ZM116 252L120 253L122 251H116ZM119 255L120 254H118L116 256H119ZM76 256H77V258L79 260L78 264H85V262H83V260L80 258V257H82L81 254H80V257L77 254H76ZM88 257H89V259H88ZM124 261L125 260H123V263H124ZM110 262L112 263L111 260H110ZM119 263H117V264H119Z\"/></svg>",
	"mask_w": 264,
	"mask_h": 264
}]
</instances>
